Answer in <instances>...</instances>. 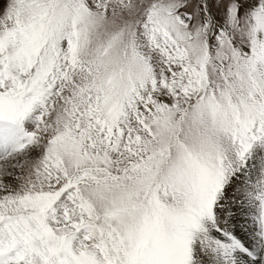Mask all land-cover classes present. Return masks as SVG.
<instances>
[{"label": "snow or ice", "instance_id": "obj_1", "mask_svg": "<svg viewBox=\"0 0 264 264\" xmlns=\"http://www.w3.org/2000/svg\"><path fill=\"white\" fill-rule=\"evenodd\" d=\"M0 264H264V0H0Z\"/></svg>", "mask_w": 264, "mask_h": 264}]
</instances>
